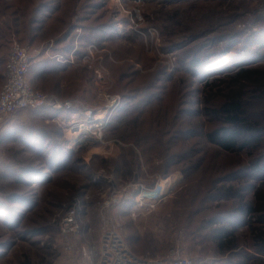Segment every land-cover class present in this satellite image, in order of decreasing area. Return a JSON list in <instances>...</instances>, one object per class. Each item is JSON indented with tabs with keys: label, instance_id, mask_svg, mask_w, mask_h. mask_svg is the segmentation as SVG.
Returning <instances> with one entry per match:
<instances>
[{
	"label": "rangeland",
	"instance_id": "374dc122",
	"mask_svg": "<svg viewBox=\"0 0 264 264\" xmlns=\"http://www.w3.org/2000/svg\"><path fill=\"white\" fill-rule=\"evenodd\" d=\"M15 43L73 108L0 127V264H95L107 230L144 258L264 260L243 210L264 205V0H0V90ZM235 94L257 131L227 151Z\"/></svg>",
	"mask_w": 264,
	"mask_h": 264
},
{
	"label": "built area",
	"instance_id": "2783aa9c",
	"mask_svg": "<svg viewBox=\"0 0 264 264\" xmlns=\"http://www.w3.org/2000/svg\"><path fill=\"white\" fill-rule=\"evenodd\" d=\"M30 65L31 56L28 48L15 43L7 60L6 82L0 90V127L7 117L17 111L47 107L71 111L73 108L70 100H60L34 89L27 80ZM78 227L73 217L66 218L65 232L75 231ZM95 264H193V262L187 256H177L171 259L138 256L125 244L118 232L107 230L101 238Z\"/></svg>",
	"mask_w": 264,
	"mask_h": 264
},
{
	"label": "trees",
	"instance_id": "16d2710c",
	"mask_svg": "<svg viewBox=\"0 0 264 264\" xmlns=\"http://www.w3.org/2000/svg\"><path fill=\"white\" fill-rule=\"evenodd\" d=\"M247 73H249V71ZM218 112L223 115L225 123L228 125L227 127L229 129L226 128L225 130L229 131L224 132L220 137H218V132H214L211 133L209 137L211 141H217L225 150L233 151L240 141L244 144H248L250 140L249 138L256 135L257 125L249 120L243 110V105L236 94L229 96L228 100L224 102ZM259 198L264 201V195H260ZM243 210L245 214H252L257 211L261 212L262 214L258 218V222L264 225V205L260 208L249 207L243 208ZM258 230L257 240L261 244V246L258 247V250L264 251V227L259 228ZM218 233L219 238H217L219 239V245L222 248V251L229 252L233 249L232 246H234V243L236 242V240L232 238L234 232L220 229ZM253 260L254 262L252 263ZM236 264H264V260L251 255L248 256L247 260H243V262H238Z\"/></svg>",
	"mask_w": 264,
	"mask_h": 264
},
{
	"label": "crops",
	"instance_id": "0c3cea01",
	"mask_svg": "<svg viewBox=\"0 0 264 264\" xmlns=\"http://www.w3.org/2000/svg\"><path fill=\"white\" fill-rule=\"evenodd\" d=\"M2 60H0V63H1ZM28 81H29V78H28ZM30 82V81H29Z\"/></svg>",
	"mask_w": 264,
	"mask_h": 264
},
{
	"label": "bare ground",
	"instance_id": "6f19581e",
	"mask_svg": "<svg viewBox=\"0 0 264 264\" xmlns=\"http://www.w3.org/2000/svg\"><path fill=\"white\" fill-rule=\"evenodd\" d=\"M99 116H97V118H98ZM72 122H75V121H72Z\"/></svg>",
	"mask_w": 264,
	"mask_h": 264
}]
</instances>
